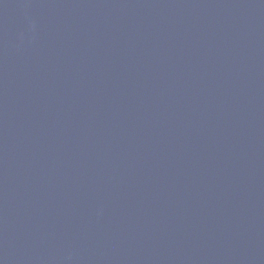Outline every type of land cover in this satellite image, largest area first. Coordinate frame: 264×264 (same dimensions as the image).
Here are the masks:
<instances>
[{
  "label": "water",
  "instance_id": "95a60500",
  "mask_svg": "<svg viewBox=\"0 0 264 264\" xmlns=\"http://www.w3.org/2000/svg\"><path fill=\"white\" fill-rule=\"evenodd\" d=\"M0 264H264V0H0Z\"/></svg>",
  "mask_w": 264,
  "mask_h": 264
}]
</instances>
